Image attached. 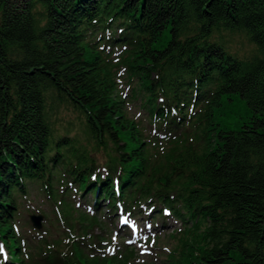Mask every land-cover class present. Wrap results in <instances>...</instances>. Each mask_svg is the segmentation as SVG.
I'll list each match as a JSON object with an SVG mask.
<instances>
[{
	"label": "trees",
	"instance_id": "trees-1",
	"mask_svg": "<svg viewBox=\"0 0 264 264\" xmlns=\"http://www.w3.org/2000/svg\"><path fill=\"white\" fill-rule=\"evenodd\" d=\"M99 31L124 46L118 63L134 82L130 97L141 100L140 116L129 114L100 74ZM229 34L253 45L248 58L229 50ZM191 83L213 84L211 93L199 94L206 141L182 130L180 120V133L146 158L136 133L143 117L168 127L177 120L171 104L189 102ZM232 94L243 99L245 115L222 125L216 112L233 106ZM69 106L80 112V137L56 130L58 109ZM90 144H114L129 157L128 168L137 161V198L155 196L199 217L196 229L178 237L175 264H264V0H0V246L9 256L0 249V264H46L55 241L30 231V204H20L31 184L69 203L73 187L54 174L63 165L64 176L77 180ZM78 214L66 240H85L72 241L59 264H125L126 256L104 252L96 261L84 253L88 235L76 227L95 216ZM102 239L110 236L95 234L90 245Z\"/></svg>",
	"mask_w": 264,
	"mask_h": 264
},
{
	"label": "rangeland",
	"instance_id": "rangeland-1",
	"mask_svg": "<svg viewBox=\"0 0 264 264\" xmlns=\"http://www.w3.org/2000/svg\"><path fill=\"white\" fill-rule=\"evenodd\" d=\"M228 38H229L228 43L230 45V48L232 50H236L238 52V55L248 56L254 49L253 45L243 35H240V34H238V35L237 34H235V35L229 34ZM231 96H232V101L231 102H233V106L231 107L230 105H225L224 109H221L220 113H216V117L217 116L221 117V120L219 122L222 123V125H224L226 123L229 124V122L232 119V116L245 115V108L243 106V99L238 94H232ZM132 103L133 104H137L136 101H133ZM231 108L235 109V112L230 113L229 110ZM69 109L70 110H68L67 108H64V107H60L58 109L57 114H56V124H55L56 130L59 133L64 132L66 130H69L70 134L77 135V137H80L81 133L77 129L78 128L77 126H81L80 119L77 116V114L80 113V112H77L71 106H69ZM132 113H134V112H132ZM80 117H81V121H82L83 115L80 114ZM70 121L73 122L72 123V127L68 128V126L70 124ZM18 195L19 194L16 193V196H18ZM28 195H29V197L32 196L31 198H32V201H33L35 206H38V207L41 206L42 191L41 192H36V189L31 184V189L29 190ZM20 206L21 207H25V204L23 205V203H21ZM48 207H49V205H48ZM113 218H114L115 221L112 224L109 223L108 220L105 221L106 222L105 225L109 229H112V228L120 226V224L118 222L117 215L115 217L113 216ZM135 222H137V220L134 219V218H130V219H128V220H126L124 222V225L127 226V230L126 231H128L127 234H126V240L128 241V243L133 244V245H135L137 243L138 237L141 236V234H143L145 232V229H146L145 226H142V224L145 223L146 220L139 221V223H138L136 228H131L128 225V224H132L133 225V223H135ZM165 231L167 232L168 230H165ZM51 232L53 234L56 233L58 235V237H56L55 240L64 238V234L61 233L60 229L53 228ZM156 243H157V247H158L157 248V257L160 256L161 261H162L163 252L170 245L171 239H170V237L168 235H163V232H161L160 235L156 239ZM136 249L139 252V254H141V255H146L147 253L150 252V250L147 247H145L144 253H142V251H140L138 247H136ZM152 256H154V255L148 256L147 259L152 261L153 264H158L156 258L152 259L151 258Z\"/></svg>",
	"mask_w": 264,
	"mask_h": 264
},
{
	"label": "water",
	"instance_id": "water-1",
	"mask_svg": "<svg viewBox=\"0 0 264 264\" xmlns=\"http://www.w3.org/2000/svg\"><path fill=\"white\" fill-rule=\"evenodd\" d=\"M41 218L42 216L40 214H37V215H34L32 214L31 215V219L33 221V223L37 226V227H40L41 226Z\"/></svg>",
	"mask_w": 264,
	"mask_h": 264
},
{
	"label": "bare ground",
	"instance_id": "bare-ground-1",
	"mask_svg": "<svg viewBox=\"0 0 264 264\" xmlns=\"http://www.w3.org/2000/svg\"><path fill=\"white\" fill-rule=\"evenodd\" d=\"M77 7V6H76Z\"/></svg>",
	"mask_w": 264,
	"mask_h": 264
}]
</instances>
